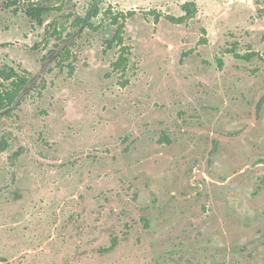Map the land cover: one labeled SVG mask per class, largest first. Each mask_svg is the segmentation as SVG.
<instances>
[{"label": "rangeland", "instance_id": "1", "mask_svg": "<svg viewBox=\"0 0 264 264\" xmlns=\"http://www.w3.org/2000/svg\"><path fill=\"white\" fill-rule=\"evenodd\" d=\"M47 1L0 9V264H264V0Z\"/></svg>", "mask_w": 264, "mask_h": 264}, {"label": "trees", "instance_id": "2", "mask_svg": "<svg viewBox=\"0 0 264 264\" xmlns=\"http://www.w3.org/2000/svg\"><path fill=\"white\" fill-rule=\"evenodd\" d=\"M72 1V0H70ZM264 3V2H263ZM0 9L9 11L16 15L21 13L24 15L32 26H42L46 18H49L54 11H59L60 8H54L47 0H0ZM181 10L184 13L183 16L175 18L173 16H166L165 19L172 24H183L188 19L192 18L196 12L197 7L193 2H187L181 6ZM130 16V14H129ZM112 24L116 26L114 34L109 41V44H115L121 46L120 55L116 62L113 63L114 70L124 69L127 66L129 55L128 48L123 46V23L119 24L118 18L114 16ZM49 25L52 32L49 34L50 37H54L55 40H62L63 35L66 33V27L59 25L55 20ZM73 26L79 28L83 24V20L76 17L73 21ZM71 37V34L64 35V37ZM231 53V52H230ZM237 59L244 61H250L258 54L255 52L246 53L243 55L233 54ZM218 65L222 67L223 61L218 60ZM30 81V73L26 70L11 66L0 67V114L2 112L11 109L19 99L22 92L25 90ZM2 150L7 149V142H1Z\"/></svg>", "mask_w": 264, "mask_h": 264}]
</instances>
